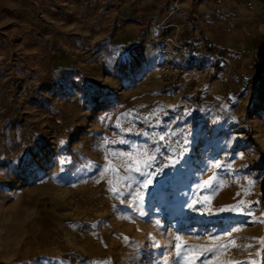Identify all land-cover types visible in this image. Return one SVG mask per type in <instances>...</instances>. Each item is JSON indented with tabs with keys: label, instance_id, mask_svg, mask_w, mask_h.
Masks as SVG:
<instances>
[{
	"label": "rangeland",
	"instance_id": "obj_1",
	"mask_svg": "<svg viewBox=\"0 0 264 264\" xmlns=\"http://www.w3.org/2000/svg\"><path fill=\"white\" fill-rule=\"evenodd\" d=\"M197 1L0 0V264H264V61L185 68Z\"/></svg>",
	"mask_w": 264,
	"mask_h": 264
},
{
	"label": "crops",
	"instance_id": "obj_2",
	"mask_svg": "<svg viewBox=\"0 0 264 264\" xmlns=\"http://www.w3.org/2000/svg\"><path fill=\"white\" fill-rule=\"evenodd\" d=\"M216 2L218 0H198L188 17L194 29L188 27L193 32L188 34L190 46L203 50L198 57L188 54L182 58L185 68L191 66L190 72L193 74L207 70V67V72L212 71L214 62L234 55L244 62L251 61L264 43V1L254 0L251 8L245 4V0ZM3 221L0 218V223ZM47 236L41 239L44 241L49 238ZM52 238V249L44 250L43 257L33 258L30 264H98L100 259H87L86 253H81L72 242H59L54 236Z\"/></svg>",
	"mask_w": 264,
	"mask_h": 264
},
{
	"label": "built area",
	"instance_id": "obj_3",
	"mask_svg": "<svg viewBox=\"0 0 264 264\" xmlns=\"http://www.w3.org/2000/svg\"><path fill=\"white\" fill-rule=\"evenodd\" d=\"M254 0H247V6L251 8ZM264 1V0H261ZM219 2V0H218ZM186 46V45H185ZM186 47L176 37H166L162 42L161 54L167 59V65L161 69V73L167 76L171 81H174L182 72L180 65V53L185 51ZM196 56H199V52H194ZM202 106L207 107L203 103Z\"/></svg>",
	"mask_w": 264,
	"mask_h": 264
},
{
	"label": "snow or ice",
	"instance_id": "obj_4",
	"mask_svg": "<svg viewBox=\"0 0 264 264\" xmlns=\"http://www.w3.org/2000/svg\"><path fill=\"white\" fill-rule=\"evenodd\" d=\"M161 139H163V137H161ZM185 151H187L186 148L183 149V151L180 153V155H183V152H185ZM129 159H131V157ZM151 160H155V157H152ZM179 162H180L179 159L170 160L169 163L167 165H165V167H173L176 164H178ZM133 163H135V161H133ZM144 167H150V162L145 163ZM215 167L216 168H219L220 165L219 164H216ZM128 170L134 171V172H137V173H140L142 176L147 177L146 181H142V185H143V187L145 189H147L149 187V185H151L153 183V179H152L153 173L144 172L141 167H139V166L133 167L131 165L128 166ZM155 171L156 172H162L163 171V168L157 167V169ZM213 180H214V177L210 178L209 180L204 181L203 183L205 185L209 186V187H212L213 186ZM113 191H114V189H113ZM191 206L192 205H190V207ZM227 210L228 209H225V208L220 209V211H227ZM177 239H179V238H177ZM261 242L264 243V241H261ZM231 243L233 245H235V241H232ZM248 246L250 247V245H248ZM177 247L179 248L180 245H177ZM237 264H239V262H237Z\"/></svg>",
	"mask_w": 264,
	"mask_h": 264
},
{
	"label": "trees",
	"instance_id": "obj_5",
	"mask_svg": "<svg viewBox=\"0 0 264 264\" xmlns=\"http://www.w3.org/2000/svg\"><path fill=\"white\" fill-rule=\"evenodd\" d=\"M264 61V43L260 46V48L258 49L257 52V56L255 58V60L253 61V64L255 66V77H253L254 79H257V77L259 76V68H260V64L261 62ZM216 76L215 71L207 78L208 81L214 80Z\"/></svg>",
	"mask_w": 264,
	"mask_h": 264
},
{
	"label": "bare ground",
	"instance_id": "obj_6",
	"mask_svg": "<svg viewBox=\"0 0 264 264\" xmlns=\"http://www.w3.org/2000/svg\"><path fill=\"white\" fill-rule=\"evenodd\" d=\"M144 245H142L139 249V251L137 252V263L138 264H142V259L144 256Z\"/></svg>",
	"mask_w": 264,
	"mask_h": 264
}]
</instances>
